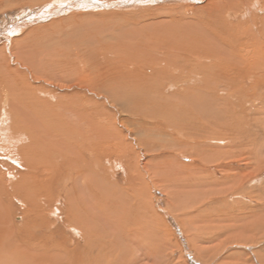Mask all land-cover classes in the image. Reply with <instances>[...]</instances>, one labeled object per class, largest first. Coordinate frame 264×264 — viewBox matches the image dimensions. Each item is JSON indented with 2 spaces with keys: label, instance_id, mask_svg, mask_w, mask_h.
Segmentation results:
<instances>
[{
  "label": "bare ground",
  "instance_id": "6f19581e",
  "mask_svg": "<svg viewBox=\"0 0 264 264\" xmlns=\"http://www.w3.org/2000/svg\"><path fill=\"white\" fill-rule=\"evenodd\" d=\"M109 1H115L112 7L144 9L91 13L78 10L97 8L94 0H0V10L40 8L33 13L38 24L26 26V35L11 42L19 66L11 69V58L6 63L0 47L5 62H0V255L6 251L10 264H93L94 253L101 257L106 246L121 247L125 264L132 250L148 255L147 238L157 232L149 220L154 215L150 192L156 188L172 200L169 207L187 225L192 243L197 240L190 232L197 238L201 230L217 241L220 231L214 225L224 212L216 223L213 205H223L235 192L220 195L212 185L224 181L213 177L220 169L210 175L211 168L206 171L199 162L242 155L249 157L244 163L252 170L254 161L256 167L264 161V0H202L200 6L199 0ZM178 2L177 7L166 5ZM30 14L31 9L21 17ZM56 14L62 16L52 18ZM97 23L105 27L102 36L89 29ZM76 30L79 36L71 39ZM6 31H0V39L7 38ZM107 35L117 42L104 56L100 49L91 54L86 73L67 90L41 70L45 58L36 57L39 47H52L47 52L52 58L80 57L83 46L91 43L84 49L89 52L106 44ZM23 66L53 88L28 83ZM254 143L259 146L252 152ZM183 156L190 163L181 161ZM109 165L127 176L120 192L111 181L123 178L116 181L106 171ZM241 168L226 182L243 187L239 175L246 170ZM189 186L197 190L188 191ZM252 191L249 202L259 201ZM60 199L62 207L54 206ZM14 200L24 218L20 223L8 220ZM257 216L264 222V214ZM133 223H139L135 234ZM216 244L202 247L208 257L214 256Z\"/></svg>",
  "mask_w": 264,
  "mask_h": 264
},
{
  "label": "rangeland",
  "instance_id": "374dc122",
  "mask_svg": "<svg viewBox=\"0 0 264 264\" xmlns=\"http://www.w3.org/2000/svg\"><path fill=\"white\" fill-rule=\"evenodd\" d=\"M139 1L142 2L145 0H139ZM113 2L115 3V1H113ZM131 2L134 4L138 3V1L134 2V0H131ZM94 3L99 4L101 7L99 5L97 6V8H86V7L84 8V7H82L81 10H78V11H85V12L90 11L91 13H94L95 10H97L96 12H98V11H100V9L103 11L104 10L105 11H111L114 9L116 11H121V12L133 11L136 9L137 10L138 9H144V6H140L137 8L136 7L135 8H126V7H122V6L121 7L120 6L119 7H112L111 5H113V4L109 0H98V1L94 0ZM161 4H162V6L165 5L162 2H154V3L150 2L149 5H151V6L159 5L160 6ZM181 4H182L181 2H178L177 4L176 3H169L166 5L167 6L171 5V6L177 7ZM201 4H203V1L199 0L197 5L200 6ZM197 5H194V6H197ZM22 7L21 6L7 7V8H3L0 10V31H3L4 29H6L7 30L6 34L8 35L7 38L3 37L2 39H0V47H2V50L4 49L3 53L2 52H0V53H2L3 59L6 63H7V60L9 61L11 58L10 62H8L11 69L17 67V65L19 66V64H20V62L18 61V59L20 60V58L15 57L16 56L15 53L17 50L15 48L16 46L14 44H12L11 42L14 43L15 39H20V36L22 37L23 35H26L25 32L29 27L36 26L38 24V22L34 21L33 13L39 11L40 8L37 6H35V7L31 6L29 8L26 6H22ZM30 9H31V14L29 17L28 16L21 17L23 14L27 13L28 10H30ZM262 13H264V11H262L261 14ZM60 16H62V15L56 14L52 18L60 17ZM63 16H65V15H63ZM15 18H17V19H15ZM24 19H26V20H24ZM30 19L32 20V22ZM8 25H9V27H8ZM26 26H29V27H26ZM82 26H84V25H82ZM17 28H19V29H17ZM90 28H91L92 33H95L99 36H102L105 34V30L103 29L105 27H102L101 23H97L96 26L89 27V29ZM23 29H25V30H23ZM22 30H23V32H22ZM79 31L80 30H78V31L76 30V34L73 35L71 37V39H75L76 36H79L78 35ZM8 37L10 40L8 39ZM105 41H106V44H103L102 46H99V47L94 45L93 48L91 49V51H89V52H85L84 49L88 50L91 43H89L88 46H83L84 48L81 49V56L80 57H75L73 55H71L68 58H66L65 55H62V56L54 55L53 58L48 57L47 52L48 53L51 52L52 47L47 48V46L45 48L39 47L38 51H36L35 54H36V57L38 59L40 58L39 60L45 58L44 63L43 64L41 63V70L44 73H48L51 76L50 80H52L53 82H55L57 84L60 83V85L63 86L62 90H67L65 88V86H71V83L74 80H77L76 76H78L79 74L82 75V74L86 73V69L89 67L90 64H92L91 62H93V60H94L92 57H90L91 54H97L96 52L100 49L102 51V54H100V57L102 55L104 56V55H106V54H103L104 51L106 50V48L109 45H113L114 43L117 42L115 39L108 37V35L106 36ZM2 42H3V46H2ZM10 44H11V46H14V47H11ZM10 47H11V52H10ZM13 48L15 49V51L12 50ZM27 50H28V48L25 51L27 52ZM5 51H6V53H5ZM109 51H112V50H109ZM6 54H8V55H6ZM41 54L43 57L41 56ZM8 56H9V58H8ZM1 57L2 56L0 54V59H1ZM2 60L0 62H4ZM28 61L32 62L34 60H32V61L28 60ZM28 66L33 70L31 65L28 64ZM55 66L62 67V69H61L62 71L59 70L58 68H56ZM34 68L41 74V71H39L36 67H34ZM0 69H1L0 72L2 73L3 66H1V63H0ZM24 69H25L26 73L28 72L30 74V76L27 77L28 83H30L34 87L39 88V87L45 86L47 88H53L41 79L40 80L33 79L31 77L30 70L26 69L25 67H24ZM4 75L5 74H3V76ZM5 76H7V75H5ZM21 77L24 78V75L22 76V74H21ZM1 78H2V76H1ZM59 88H61V87H59ZM57 90H58V88H57ZM39 95H41V94H39ZM61 95H63V93H61ZM262 115L263 114H260V116H262ZM129 138H131V137H129ZM247 146H249V145H247ZM257 146H259V144L254 143L253 147L250 148V151L253 152V150H256ZM200 150H201V148H200ZM185 152L187 153L188 151H185ZM180 155H182V153H180ZM261 155H262V153H260V155L258 156V159L261 158ZM227 158H224V160L220 159L219 161L217 160V162L216 161L213 162V161H211L213 158L209 161L208 159H205V157H204L205 160L203 159L202 161H204L205 163L199 162V163H201L200 166L202 167V169H204V170L206 169V171L207 170L210 171V168H211L210 175H212L211 172L215 173L214 168L220 169V170H217L216 174H213V175H215L213 177L222 176L220 178L217 177V179H224V181L221 182L220 185H217L215 183L212 184L215 186V188L219 187V189L218 190L216 189V191H218L220 195L224 194L223 197L224 196L226 197V193L228 191H231L230 189H232V188H233L232 192H235L234 195H233V193H231V196L228 198L229 200L226 199L225 203L223 202V205H218V206H217V204L213 205L212 219L216 223L221 219L220 218L221 214H222L221 211L223 210V212H224L220 222L214 225V228L217 231H220L219 237H218L219 239H217V241H216V240H214V237L210 238L208 236L209 232L205 231V230H201L200 233H197L198 235L196 234L197 235V238H196L194 231H191L190 235L194 236L192 241H194L195 239L197 240V243H195V244L192 243L189 240L190 237L185 230L187 225L185 223L184 224L182 223V218L180 217V215H178V213H177L178 211L176 209H171L169 207L170 201L172 202V200L170 199V201H169L166 194L165 193L163 194V192H161L159 189H157V188L155 190L152 189L150 194H151V196L154 195L151 198V199H153V203L151 204V207H152V209H154L153 210L154 215H153V218H149V220H153L154 229L155 230L157 229V232H155L153 234L151 233L150 237L147 238L149 243L146 244L147 250H145V253H149V254L148 255L145 254L142 256L141 252L137 253L136 252L137 250H135V252L132 250V254L130 252V257H129V255H127L130 258L128 260V264H182V262H183V264H214V263L215 264H223L225 262L228 264H264V222L261 221L262 220L261 217L257 216V215H259V216L263 217V214H264V203H263L264 202V195H263L264 194V161L262 160L261 164H259L258 167H256V165H255L256 161H254L255 164L254 163L250 164V167H252V170H251V169H246V164H245V163H248V161L250 160V159H248L249 157L242 156V155H240V156L239 155H235V156L231 155ZM180 159H181V161H184L187 164L190 163V161H191L190 158H188V157H184V158H180ZM1 160H4L3 157ZM206 160H208V161L206 162ZM4 161H6V163L9 165V167L14 165L11 160H4ZM237 161H238V163H237ZM208 162H210V163H208ZM227 162H229V163H227ZM216 163L218 164V166L221 165L222 167H220V166L218 167ZM235 163H237V164H235ZM231 164H232V166H231ZM233 164H235V165H233ZM214 166H217V167H214ZM241 166L243 169L246 170V173L239 175L240 180H242V182H243V187L237 188L236 185H234L232 182L227 183L226 181H229L228 179H230L232 177H236L238 175V170L241 168ZM108 167L111 170L109 168H107L106 171L107 172L112 171L114 173L115 177L117 178L116 181H118V179L123 178L122 179L123 181L119 180L118 182H115L114 179L111 181L114 184L116 191L120 192L123 189L124 182H125V179H127V176H126L125 172H123L121 170V168L113 169L112 167H110V165ZM206 167H208V168H206ZM230 167H231V170H230ZM3 169L4 168L1 167V171H3ZM81 173L82 172L78 173V175L76 177H79L81 175ZM233 173L235 175L231 176V175H233ZM226 175H228V178L225 180L224 177ZM7 178H12V177L8 176ZM252 181H254V182L252 183ZM111 182H108V183L105 182V184H109V183L111 184ZM255 182L257 183V186L252 187L251 185H254ZM119 184H121V186ZM258 186H260V187H258ZM249 187L250 188L252 187L251 190H254L252 192H258V195L260 196L259 197L260 199H258L259 201H256L255 198H253V199L251 198V201L249 202L248 196H249V192L251 191L249 189ZM256 187H258L259 189ZM235 188H237V189H235ZM221 189H222V191H221ZM187 190L188 191L197 190V186L196 187H190L189 186L187 188ZM233 190H236V191H233ZM244 190H246V191H244ZM254 194H257V193H254ZM215 195L217 196V193H215ZM234 196H236V197H234ZM237 196H239V197H237ZM228 201H229V203H228ZM13 202L14 203L11 204L10 208L8 209V211L10 213V215H8V220L9 221H15V223H20L23 221L24 218L22 219L21 217H19V216H21V213H19L21 210L19 208L18 201L14 200ZM236 202L238 204H236ZM59 203H61V204H58V205L55 204L54 206H58L59 208H61L62 207L61 206L62 205L61 199H60ZM231 204H233V206ZM137 206H138V204H137ZM223 206L225 209L223 208ZM230 206H231V208H230ZM139 207L140 206H138V208ZM208 207H209V204H207V207L204 210L206 214H208L207 213ZM221 207H222V209H221ZM138 210L142 213V210H140V209H138ZM227 211H229V212H227ZM199 212H200V210H199ZM218 213H220V214H218ZM226 214L228 215V217H224ZM229 215H230V217H229ZM235 215H237V216H235ZM240 215H242V216H240ZM238 216H240V218ZM198 217H200V216H198ZM217 217H219L220 219H218ZM208 218H209V216L205 215V221ZM230 222H231V224H230ZM202 223H203V226L206 225V223H204L203 221H202ZM260 223H261V225H260ZM138 225H139V223H135V224L133 223L131 227H137ZM180 225H183V226H180ZM217 225H218V228H217ZM236 225H238V226L236 227ZM225 227L227 229L226 231H224ZM249 227L252 230H249L250 229ZM221 228H223V229H221ZM159 229H160V231H159ZM162 230H163V232H162ZM137 231H140L139 227H137L136 231H134L133 233L135 234ZM159 232H161V234ZM153 235H156V236H153ZM227 237H229L231 240ZM71 238L75 239L76 237L71 236ZM158 240H160V241H158ZM244 240H246V241H244ZM162 241L164 242V244ZM218 241L219 242L221 241V242L219 243ZM248 242H249V244H248ZM252 242H253V244H252ZM213 243L214 244L218 243L219 245L216 244V246H215L216 250H214V256L208 257L206 254V250L203 249L202 247L208 248V247L214 246ZM196 245L201 246L200 251L197 249ZM105 248L106 249H104L102 251L101 257L96 256V253H94V256L92 255L94 258V261L97 260L93 264H125L124 262H125V259H127V257L124 255L122 257V255H119V253H118L120 251L121 247L119 248L118 251L116 250V248L110 249V250L107 249V246ZM149 248H151L152 250H150ZM2 253L4 256L8 255L6 253V251H4V252L2 251ZM103 253H104V255H103ZM131 255L133 256L132 259H131ZM4 256L0 255V263L3 262L2 264H4V262H6V264H7V261H8V263L10 264V262L8 260V256H7V259ZM182 258H183V260H182ZM133 259H135V261ZM204 259L207 260V263L204 262ZM126 262H127V260H126ZM80 264H83V261L80 260Z\"/></svg>",
  "mask_w": 264,
  "mask_h": 264
}]
</instances>
